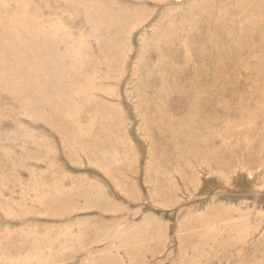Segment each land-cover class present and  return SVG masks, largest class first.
<instances>
[{"label": "rangeland", "instance_id": "rangeland-1", "mask_svg": "<svg viewBox=\"0 0 264 264\" xmlns=\"http://www.w3.org/2000/svg\"><path fill=\"white\" fill-rule=\"evenodd\" d=\"M0 264H264V0H0Z\"/></svg>", "mask_w": 264, "mask_h": 264}]
</instances>
